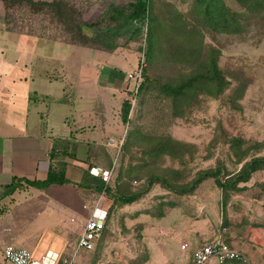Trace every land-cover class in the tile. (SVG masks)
<instances>
[{"label": "rangeland", "instance_id": "1", "mask_svg": "<svg viewBox=\"0 0 264 264\" xmlns=\"http://www.w3.org/2000/svg\"><path fill=\"white\" fill-rule=\"evenodd\" d=\"M4 1L11 30L39 32L96 47L98 43L82 36L92 37L93 29L103 30L115 24L110 19L114 12L108 2L126 11L133 0ZM199 1L150 0V13L157 19L159 32L153 57L150 62L145 61L146 74L161 80L187 74L191 67L183 59L180 47L193 45L201 48L204 55L211 49L219 50L217 64L229 81L228 87L217 98L197 94L178 117L169 98L156 87L137 94L134 84L125 80L119 98H111L114 102L110 115L106 116L107 125L103 123L101 127L104 131L101 143L88 149L89 163L111 172L108 185L114 194L117 185L130 192L143 189L153 174L165 177L176 188L168 190L153 182L136 201L122 205L113 202L105 192L79 188L87 199L88 215L95 207L105 209L107 215L95 249L86 251L73 244L56 249L61 255L74 254L73 264L181 262L188 253L180 249L185 243V238L181 239L183 231L194 232L198 244L216 237L227 243L233 240L248 243L252 249L264 243V170L253 172L236 189L229 185L220 189L213 177H207L191 191L180 192L183 186H192L202 171L220 169L219 180L229 181L244 162L264 155V0L252 2L250 9L235 0H222L225 13L216 14L213 26L202 24ZM223 26L230 30H219ZM186 29L194 34H186ZM139 36L137 40L127 36L117 38L114 43L123 49L112 52L118 51L128 60L134 51L141 59L146 46V22ZM131 41L135 49H131ZM243 87L237 97V89ZM124 100L131 105L128 123L121 117ZM135 131L137 135L133 134ZM158 137L184 143L182 158L148 156L147 147L154 145ZM230 138L242 139V147L250 148L241 162L229 148ZM71 153L76 152L72 149L68 155L73 162ZM90 168L79 170L74 165L69 176L78 179L83 171L90 174ZM38 221L31 225L33 234ZM42 224L50 225L45 220ZM44 241H38L35 251L41 250L39 245L55 249Z\"/></svg>", "mask_w": 264, "mask_h": 264}, {"label": "crops", "instance_id": "2", "mask_svg": "<svg viewBox=\"0 0 264 264\" xmlns=\"http://www.w3.org/2000/svg\"><path fill=\"white\" fill-rule=\"evenodd\" d=\"M8 25L5 1L0 0V264H11L2 254L7 242L35 255L45 247L39 245L41 250L35 251L38 241L46 237L44 242L55 247L47 249L76 246L89 216L88 203L77 186L82 173L76 179L69 172L74 165L79 170L89 168L87 152L103 139L101 127L107 125L106 116L114 102L111 98H119L126 73L138 61L134 51L126 60L118 51L39 32H17ZM72 149L76 152L71 153L73 162L68 156ZM58 162L65 163L68 183L44 189L24 185L4 195V187L13 179L43 181ZM37 220L33 234L31 225ZM43 220L50 225L42 226ZM6 227L10 232H5ZM181 239L188 245L182 250L188 253L183 261L170 264H188L201 245L191 231H183ZM229 244L245 260L226 264H264V243L255 249L237 240ZM207 264L220 262L212 259Z\"/></svg>", "mask_w": 264, "mask_h": 264}, {"label": "trees", "instance_id": "3", "mask_svg": "<svg viewBox=\"0 0 264 264\" xmlns=\"http://www.w3.org/2000/svg\"><path fill=\"white\" fill-rule=\"evenodd\" d=\"M246 8L250 9L252 2L257 0H235ZM111 6L110 19L115 22L113 26H106L103 30L93 29V36L83 35V38H90V40L98 43V46L104 47L107 50H112L117 46L114 43L117 38L121 36H127V39L137 40L140 38V33L143 25L146 22V46L143 48L145 54V61L150 62L153 53L155 51L156 43V33L158 30V22L155 16L150 13V0H133L127 12L123 8ZM199 14H202L201 21L204 25H211L216 23V16H223L225 13V8L222 0H200L199 1ZM223 13V14H222ZM217 14V15H216ZM139 19V23L136 20ZM219 30H230L221 27ZM187 34H194L193 30H185ZM80 44L85 43L79 42ZM85 45V44H83ZM180 52L183 55V59L187 62L191 71L187 74H181L176 78H167L166 80L155 79V77L146 74L147 69L143 70V80L138 86L137 94L149 91L152 87H156L158 92L168 97L171 101L172 109L175 116L181 117L183 115V110L189 107L192 102L196 99L197 94L204 93L213 98H217L221 95L225 89L228 87L229 81L223 75L222 70L217 64V55L219 54L218 49H211L208 54L204 55L201 48L193 45H188L187 47H180ZM142 50V51H143ZM243 88L237 89V97L241 96ZM131 105L130 101L124 100L121 105L122 109V121L128 123V114ZM131 134V132H129ZM133 134L137 135L135 131ZM130 136V135H129ZM153 142L154 145H150L146 149V154L148 156L153 155L154 157L159 156H170L172 158H182L181 147L185 146L184 143L177 141L170 137H158L155 138ZM244 141L239 138L229 139V148L233 155L237 158L239 162L244 159L249 153V147H242ZM55 145L52 148V153H54ZM56 152V151H55ZM52 157V155H51ZM145 164V161H144ZM152 164V163H148ZM90 167V165H89ZM132 167H128L126 174L131 172ZM219 170L212 169L208 171H202L198 174L197 178L193 180V185L190 187L183 186L180 188V192H189L192 188L199 184L203 179L207 177H213L215 183L220 187V189H226L227 185L231 188L236 189V185L239 182L247 181L251 174L257 170H264V155L258 157H252L250 160L244 162L241 169L234 174L233 178L229 181L219 180ZM177 173L176 171H172ZM178 174V173H177ZM120 176L118 177V181ZM69 180L65 177V163L58 162L56 166H51L47 173L45 180L36 181L29 180L26 178H15L8 185L4 187V195L13 193L16 189L23 187L24 185H29L44 189L51 184H63L68 183ZM153 182H159L162 186L168 190H173L176 187L170 185L169 181L162 177L160 174H153L148 179L147 185L138 191H124L117 185L116 193L114 194L108 182L106 183L100 177L90 175L87 171H83L80 181L77 183L79 188L88 189L93 192L101 193L105 192L109 197L113 199V202L122 204H131L136 201Z\"/></svg>", "mask_w": 264, "mask_h": 264}, {"label": "built area", "instance_id": "4", "mask_svg": "<svg viewBox=\"0 0 264 264\" xmlns=\"http://www.w3.org/2000/svg\"><path fill=\"white\" fill-rule=\"evenodd\" d=\"M141 59L138 58L136 66L126 73V79L134 84L137 90L143 80V70L145 68V54L142 51ZM89 172L93 176L100 177L106 183L111 177L109 170H101L99 167L92 166ZM107 211L101 207H95L89 216L85 219L83 230L79 235L76 243L77 248L86 251L95 249L97 241L100 239L105 227ZM5 232H10L6 227ZM187 244H181V249H186ZM4 259L11 264H73L74 254L71 256L61 255L59 252L47 249L40 255H35L32 251L24 248L15 247L11 243H5L2 246ZM215 259L220 263L226 261H243L244 255L235 249L224 239L216 237L208 242L198 246L188 264H207L210 260Z\"/></svg>", "mask_w": 264, "mask_h": 264}, {"label": "water", "instance_id": "5", "mask_svg": "<svg viewBox=\"0 0 264 264\" xmlns=\"http://www.w3.org/2000/svg\"><path fill=\"white\" fill-rule=\"evenodd\" d=\"M136 22L138 23L139 22V19H137Z\"/></svg>", "mask_w": 264, "mask_h": 264}]
</instances>
